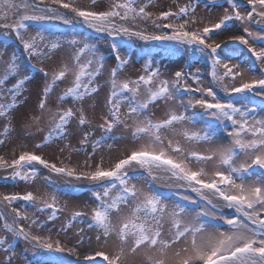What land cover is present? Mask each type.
Listing matches in <instances>:
<instances>
[{"label": "snow or ice", "instance_id": "snow-or-ice-1", "mask_svg": "<svg viewBox=\"0 0 264 264\" xmlns=\"http://www.w3.org/2000/svg\"><path fill=\"white\" fill-rule=\"evenodd\" d=\"M153 2L145 0L141 4L140 0H113L108 10L97 12L76 6L74 0H50V3L48 0H0V29L5 30L0 32L3 37L0 45L6 49L10 38L14 37L27 53L31 69L45 78L38 105L41 115L31 117L33 124L25 126H35L36 131L41 132L44 130L41 121L51 125L43 142L36 144V148L67 140L73 120L80 129L92 123L83 104L100 90L98 77L106 67V57L91 33L74 30L57 33L45 22L59 20L65 25H73L75 19L92 32L104 34L116 61L107 81L106 112L100 116L102 122L98 125L104 135L92 142L93 151L83 165L71 166L61 162V166H57L34 151L23 150L25 146L21 144L22 151L17 158L9 161L0 156V170L11 169L12 180L34 182L38 176L36 165H41L50 173L66 178L68 185L72 181L90 182L95 206L90 213L83 210L73 212L60 231L67 232L74 222L78 219L84 222L82 218L87 217V227L96 231L98 245L107 246L115 237L120 246L111 255L94 252L95 256L103 257L101 264H124V245L130 240L132 253L142 247L155 249L158 258L148 256V264H264V100L257 104L253 99L254 96L264 98V48L257 51L249 44V38L254 44H264V35L253 34L244 28L248 38L233 35L221 42L212 39L213 34H218L216 30L228 29L229 21L260 23L264 20V10L257 11V5L264 9V0H246L247 5H251L246 14L240 11L242 4L238 0H225L234 10L232 14L226 9L218 23L191 30L190 25L197 22L194 17L196 4H185L177 12L168 10L156 15L148 11ZM50 5H59L75 16L69 19ZM190 14L191 19L188 18ZM169 20L172 22L158 23ZM137 21H151L156 31H148ZM30 27L35 29L34 34H29ZM132 40L175 42L162 48L163 55L174 57L186 53L189 62L183 70L175 71L171 79L163 78L158 53L148 50L136 54L131 48ZM232 42L247 46L246 51L254 57L249 70H258L259 78L242 79L244 72L240 70V63H232L236 59L233 55L235 49L229 47ZM64 45L73 49L71 64L62 59L59 67L50 72L31 64L33 57L41 64L51 60ZM4 55V50H0V65L4 66L0 76V117L7 119L19 107V97L26 90L25 85L31 76L25 74L15 52L8 60L3 59ZM134 55L137 62H142V74L135 79H120V73L132 63ZM201 59L208 62L209 87L203 86L199 69L191 70L193 63ZM69 75L72 76L71 84L58 94V105L53 110L47 106L48 99ZM238 77L241 78L239 86L236 84ZM13 78L15 83L5 87ZM226 80L230 83H225ZM217 85L218 90H214ZM6 94L10 97L9 103L3 102ZM69 101L79 107L74 110L73 107L59 106ZM169 102H178L182 111L169 107L166 119H152L154 113L150 112V107L160 103L168 105ZM125 106L126 110L122 111ZM90 107L94 108V105ZM185 124L203 127L195 131L175 127ZM121 125L125 130H131L132 144L140 143L108 167L104 166L103 157L93 167L90 160L106 139H125L124 136L111 135L113 129ZM12 130L9 119L0 145L5 143ZM166 130L190 143L211 144L223 135L229 144L219 145L206 153L191 151L185 149L178 139L174 141L165 135ZM92 136L91 131H83L81 147L72 148L67 143L60 149L61 153L66 149L87 151ZM192 162L205 166L193 168ZM209 162L213 163L211 170L206 167ZM132 181L142 182L148 190ZM45 183L53 192L47 199L39 198L43 206H38L37 210L51 209L49 219L55 220L61 211L57 207L56 193L62 191L65 196H73L76 192L71 187L61 190L50 178H45ZM160 186L170 191L165 193ZM173 188L195 193L196 199L171 191ZM0 197L9 205L17 200L34 202L38 199L31 191L23 196L0 194ZM224 209L231 211L226 213ZM12 212L15 214L12 222L4 219L3 228L14 238L22 237L31 243L33 259L27 264H64L61 254L79 257L78 245H82L85 239L92 244L91 237L83 236V228L77 233L80 239L72 246L53 239L51 235H33L17 224L18 219L28 218L27 213L16 208H12ZM166 224L170 225L167 238ZM181 241L184 246L172 251L170 256L169 250ZM0 251L10 253L5 264H12L15 250L6 237H0ZM84 259L93 261L94 256L88 254Z\"/></svg>", "mask_w": 264, "mask_h": 264}, {"label": "rangeland", "instance_id": "rangeland-1", "mask_svg": "<svg viewBox=\"0 0 264 264\" xmlns=\"http://www.w3.org/2000/svg\"><path fill=\"white\" fill-rule=\"evenodd\" d=\"M222 1V0H221ZM19 2V0H17ZM50 3V0H48ZM75 5L85 9V10H92V11H106L111 6L113 0H96L95 3L92 2V0H74ZM145 0H140V3H144ZM242 4L240 11L243 14H246L248 11L251 10V5H247L246 0H238ZM185 4H196V11L194 13V17L196 19L195 24L190 25L191 29H202L205 26H211L212 24L218 23L219 20L224 16L225 10L227 9V12L229 14H232L234 11L230 5H228L225 1L220 2L218 4L209 3L207 0H199V3L196 2V0H154V2L150 5L148 8V11L158 15L161 12L172 10L173 12H177L179 10V7L185 5ZM207 5V6H206ZM53 8H56L57 11L60 10L59 5H50ZM40 7H44V5H40ZM60 7V8H57ZM139 7V4L137 5ZM65 11V14H71L70 10L63 9ZM264 10L261 9L259 5H257V11ZM72 17L75 16L74 13H72ZM189 19L192 18V14L188 17ZM78 21V20H77ZM172 22L169 21H158V23H168ZM182 22V21H181ZM49 22H45V24H48ZM131 23V21L129 22ZM137 23L144 28H147L148 31H156L154 26L152 25L151 21H137ZM78 27H85L84 30L87 29L86 26L82 25L78 21V25L76 27H72L70 29H53V31L57 33H68L70 31H77L79 30ZM248 28L250 32L253 34L255 33H261L264 35V30L261 28H257L253 24H250L249 22H241L237 20L229 21L228 22V29L226 30H216L218 34H213L212 39L221 42L225 40H229V38L233 35H245L246 38L247 34L244 33L243 29ZM80 31V30H79ZM77 31V32H79ZM83 31V30H81ZM90 31V29H89ZM35 29L30 27L29 28V34H34ZM93 38L96 40V42L99 44L100 52L106 57V67L100 77H98V83L100 84V90L98 93L94 95V98H88L84 101V108L85 111L89 117V119L92 121L91 124L86 125L83 127V129H80L77 127L76 121L73 120V122L69 126V132L70 135L68 136L67 140L60 141L56 144H49L47 146L36 148V144H40L43 142V137L45 136L46 132L48 131L50 124L46 123L45 121H41L40 126L43 127V131L37 132L36 127L33 126L31 128H26V125H32L33 121L31 117L33 116H40L41 112L39 110V103L42 99L43 95V86L45 83V78L42 74L39 72L31 69L29 61L27 59V53H25L22 49V47L19 44L14 43H8V46L6 49L2 48V45H0V50H4L5 55L3 57L4 60H8L13 52L17 55L19 58V62L25 69V74L31 76V79L26 83L25 85V91L23 94L19 97L20 104L19 107L15 108L9 115V118L0 117V138H3V129L5 125L8 124L9 119L11 120V126L12 131L8 134V138L5 140V143L3 145H0V156H3L5 159L11 161L14 158H17L22 151L20 145L23 144L25 146V149L28 151H34L36 154L42 155L45 159H47L49 162L56 163L57 166H61V162L64 164H70L71 166L76 165H83L84 160L87 158L88 154L93 151L92 149V142L95 140H99L103 135V130L98 127L99 123L102 121L100 120V116L106 112V100L109 95V85L107 83L109 79L110 69L115 66L116 61L114 57L112 56L110 47L107 42L104 40H100L98 37L92 35ZM3 40V39H2ZM157 44H161L163 46L167 44H172L175 42H160L155 41ZM249 44H251L253 47L257 49V51H260L262 48H264V44L261 43H253L252 39L249 38ZM230 48L235 49L233 52V55L236 56V59L232 61L233 64L240 63L241 68L240 70L244 72V76L242 79L244 81H249L252 77L259 78V71H250L249 66L253 63L254 57L246 51L247 46L240 45V44H229ZM73 49L68 46L64 45L63 48L57 50L53 58L51 60H46L44 63H39L36 57H33L31 60V64H36L37 67H43L49 72L53 68H57L60 65V62L62 59L67 60L69 64H71V55H72ZM134 52V51H133ZM136 52V51H135ZM134 52V53H135ZM157 59L160 60V66L161 70L163 72V78L171 79L172 75L175 71H180L185 68V53L178 54L174 57H167L163 55V52H157ZM3 65H0V76H2L3 73ZM196 69H199L202 73V83L204 87L211 86V78L209 74V67L208 62L201 59L198 62H194L192 65V71L195 72ZM143 72V66L142 62H137L136 60H132V63L129 64L126 69L120 73V79H126V78H132L135 79ZM72 81V76L69 75L65 80L59 83L58 87L55 89L53 94L50 95L48 99V107L55 110V108L58 105L57 96L61 92L62 89L70 86ZM241 81V78H237L236 84L239 86V83ZM13 83H15V78L10 79L5 87H10ZM189 83H192L191 80H189ZM225 83H230V81H225ZM195 87V85H193ZM218 85L214 90H218ZM143 89H141V92L143 93ZM221 96H223V93H220ZM238 95V94H237ZM185 100H187V97H184ZM254 101L257 104H259L264 98L262 97H253ZM5 103L10 102V97L5 95V98L3 100ZM90 105H94L93 107H90ZM60 107H73L75 108L79 107V105H73L71 101L67 104L59 105ZM169 107H174L178 112L182 111V109L179 106V103H172L169 102L168 105H165L163 103H160L159 106H152L150 107V112L154 113L152 115V119L154 120H163L167 118V110ZM123 110H126V106ZM46 115V114H45ZM79 113H77V116ZM178 130L182 127H187L190 130H199L203 127V125L196 124H185V125H176L175 126ZM83 131H91L93 133V136L91 137L88 145H87V151H70L66 149L63 153H61L60 149L65 146V144L70 143L72 148H80V140L82 138V132ZM31 132L32 135H28L27 133ZM165 135L172 138L174 141L179 140L181 145L185 147L187 150L191 151H198L202 153L208 152L210 149L215 148L219 145H228L229 140L225 139L223 135L219 136L217 140L211 144H196L195 142H188L183 139L180 135H173V133L170 130H166ZM113 136H124L125 139H118V140H111L106 139L103 143V145L97 149L95 156L92 157L90 160V163L93 165V167L100 162V158H104V166L108 167L111 163L115 162L118 158H122L124 155L128 153V150L132 147L138 146L140 143L139 141L136 142V144L131 143V130H125L123 126H117V128L113 129L112 134ZM109 145H112L111 148H109ZM39 165H36V168L38 169V176L34 182L32 181H22L19 180L15 183H5L0 184V191L2 194L7 195H25L27 192L31 191L38 197L37 201L34 202H26L24 200H20L15 206L22 209L25 206L29 205V209L25 211L27 213V219H21V223L29 227L32 231L33 235H43V236H49L51 235L53 239H59L62 243L68 244L69 246L76 245V242L78 239H80V236L77 235L79 229L83 228L84 237H91L92 238V244L89 245L87 239H85V242L82 245H78V250L80 251L81 255L79 257L73 256L71 258H74L75 261H85L84 256L88 254L94 255L95 251H102L105 252L108 255H111V253L114 250H117L119 245V241L116 240L115 237L109 240V243L107 246L98 245L95 241L96 231L89 229L87 227V217L82 218L84 222H81L80 219L77 220V222H74L72 224V227L67 230V232H62L60 229L62 226H65L75 211H87L90 213L91 208L95 206V200L92 197V193H83V194H76L73 196H65L62 194V192H57L58 197V203L57 207L61 209V211L57 214V219L51 220L49 219L51 214V209H47L43 212H40L37 210V207H42V201L39 199L40 197H43L45 199L48 198V195L53 192V189L48 187V185L45 183V178L51 177L53 180H55L57 183H59L61 180L56 178V174L50 173L45 168H39ZM193 168H198L205 165H199L195 162H192L191 165ZM43 167V166H42ZM206 167L211 170L213 167V163L209 162ZM87 170V169H85ZM11 169H9L5 174L0 175V179L2 178H8L10 177ZM55 178V179H54ZM58 179V180H57ZM88 182V181H86ZM132 183H137L138 187H144L145 190H148L147 185L143 184L142 182L138 181H132ZM74 187V186H69ZM78 188V187H77ZM92 189L86 188L83 189L85 191ZM165 193L169 192L170 190L165 189L163 190ZM171 191L178 192L184 195H191L193 199H196V196L192 194L191 192H183V190L178 189H171ZM87 203L88 207L85 208V204ZM3 209L2 207H0ZM226 213L230 212L229 209H224ZM0 211V237H6L8 242L13 245V248L15 250V256L13 257L12 264H27L28 260L33 259V249L31 246V243L28 241H25L22 237H16L14 238L13 235L9 232H7L3 228V220L7 219L8 222H12V218H8L5 214V211ZM35 221V223H33ZM42 225V226H41ZM170 225H165V238H167V232ZM132 246L131 240L128 242V244L124 245L125 250V261L124 264H148V256H152L153 259L158 258V254L156 253L155 249L149 250L147 247H142L141 249H138L135 253H132L130 251V248ZM184 246V242L181 241L180 243L173 246V249L169 250V255L171 256L172 251L175 249H179ZM10 255V253H5L3 251H0V264H5L6 256ZM102 257V256H101ZM98 262V261H96ZM72 263V262H71ZM73 264V263H72ZM107 264V263H104Z\"/></svg>", "mask_w": 264, "mask_h": 264}, {"label": "trees", "instance_id": "trees-1", "mask_svg": "<svg viewBox=\"0 0 264 264\" xmlns=\"http://www.w3.org/2000/svg\"><path fill=\"white\" fill-rule=\"evenodd\" d=\"M66 16L69 18V19H73L74 17H72V15H69V14H66ZM74 21H75V19H74ZM54 22H57V23H59V24H61V25H64V23L62 22V21H59V20H55ZM1 31H3V29H0V32ZM130 43H134L135 45H137V46H139V47H142V48H155L156 46H157V44L156 43H150V44H148V43H145V42H143V41H139V40H132V41H130ZM159 46H160V48L162 49L164 46L163 45H161V44H158ZM187 55V54H186ZM188 56V55H187ZM19 181V180H18ZM18 181H15V180H13V183H15V182H18ZM9 182V181H8ZM0 194H2V192L0 191ZM7 195V194H6ZM18 203V201H14L10 206H11V208H16V209H18V210H20L22 213H24L25 211H27V209L26 208H28L27 206H25L24 208H22V209H20V208H18V207H16L15 205ZM29 209V208H28ZM30 229V228H29ZM31 230V229H30Z\"/></svg>", "mask_w": 264, "mask_h": 264}, {"label": "bare ground", "instance_id": "bare-ground-1", "mask_svg": "<svg viewBox=\"0 0 264 264\" xmlns=\"http://www.w3.org/2000/svg\"><path fill=\"white\" fill-rule=\"evenodd\" d=\"M7 171H8V170H7ZM7 171H5V170H0V175L5 174ZM55 177L58 178V179H60L62 183L67 184V183H66V178H64V177H60V176H57V175H56ZM72 185H77V186H87V185H90V182H86V181H72ZM160 187L165 188V187H163V186H160ZM192 194H194V195L196 196L195 193H192ZM0 204H3V202H2L1 199H0Z\"/></svg>", "mask_w": 264, "mask_h": 264}, {"label": "water", "instance_id": "water-1", "mask_svg": "<svg viewBox=\"0 0 264 264\" xmlns=\"http://www.w3.org/2000/svg\"><path fill=\"white\" fill-rule=\"evenodd\" d=\"M256 19H259L258 17ZM258 26H264V20H261L260 23L257 24Z\"/></svg>", "mask_w": 264, "mask_h": 264}]
</instances>
